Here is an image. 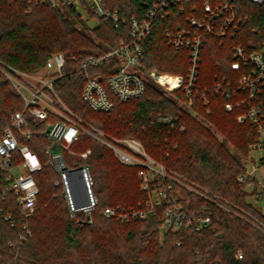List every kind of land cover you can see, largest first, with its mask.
Segmentation results:
<instances>
[{"label":"trees","instance_id":"1","mask_svg":"<svg viewBox=\"0 0 264 264\" xmlns=\"http://www.w3.org/2000/svg\"><path fill=\"white\" fill-rule=\"evenodd\" d=\"M156 1L103 0L111 14L117 12L116 23L97 17L84 0L77 5L65 4L64 10L47 0H0V67L34 75L54 54H63L66 66L62 77L55 81V90L80 119L107 136L139 141L147 154L168 171L187 178L228 208L264 225V209L252 201L257 193L250 192L249 182L238 180L245 175L241 159L258 141V130L251 123L239 124L236 117L240 111L228 112L226 98L215 91V85L224 80L236 85L238 75L231 68L234 47L241 46L252 54L264 44V5L242 0L238 17L246 22L239 33L224 39L207 37L198 77L199 96L192 108L201 122L179 108L177 100L183 98L182 91L167 95L154 83L148 84L143 97L108 112H94L82 99L84 80L75 73L79 62L128 41L132 19L144 17ZM193 4L202 7L201 0H193ZM81 11L91 20L97 19L98 25L88 27ZM169 11V16L156 20L142 44L143 65L148 70L184 76L189 68L188 52L170 48L164 33L186 26L191 9L187 7L181 13L175 4ZM76 24L82 29H77ZM112 65H118V61L96 71L110 74L107 70ZM23 109L22 97L0 70L1 127H9L11 116ZM164 118H171L172 123H164ZM204 122L216 129L223 140ZM30 126L33 130L40 127L31 119ZM23 143L42 164L41 170L34 173L39 188L37 208L28 219L20 215L13 193L5 192L7 174L0 165V264H216L215 260L220 261L217 264H264L262 231L215 203H208L204 209L201 197L180 186L176 190L183 196L179 199L183 209L189 215L211 218L201 233L192 229L162 231L163 208L141 221L105 219L101 212L107 207L130 209L147 200L138 177L142 168L121 164L111 149L86 133L80 134L71 149L76 153L91 150V155L87 160L66 156V161L69 165L86 162L91 166L99 206L91 226L76 225L65 201L53 198L59 187L57 175L47 165L50 141L35 136ZM21 162L22 157L16 153L12 167ZM6 216L12 219L7 221ZM120 228L127 231V240L115 237ZM238 251L243 253L242 259L235 258Z\"/></svg>","mask_w":264,"mask_h":264},{"label":"built area","instance_id":"2","mask_svg":"<svg viewBox=\"0 0 264 264\" xmlns=\"http://www.w3.org/2000/svg\"><path fill=\"white\" fill-rule=\"evenodd\" d=\"M53 7L64 10V5H77L79 0H47ZM90 10L105 21L111 19L118 23L117 12L111 14L103 0H84ZM201 9L193 4V0H157L141 19L133 18L130 27V39L121 41L116 47L101 56H91L81 60L76 74L84 80L82 99L94 112H108L122 103L139 99L147 92L148 84L154 83L165 92L171 94L182 91L183 98L177 100L180 109L191 115L195 114L193 105L199 96L198 77L202 58V50L208 36L224 39L234 37L240 31L241 24L246 21L238 17L239 3L242 0H201ZM256 5H264V0H246ZM177 4L184 13L190 7V15L186 18V26L164 33L166 44L178 51H187L189 68L186 75L160 73L148 70L144 65L142 44L150 35L153 25L159 17L169 16L170 5ZM223 45V43H222ZM234 61L232 70L237 73L236 85L226 80L215 85V91L226 98L225 109L228 112L240 111L236 117L239 124L251 123L258 130V141L252 146L253 151L260 152L261 164L264 165V44L252 53H246L241 46L233 48ZM118 61L107 72L96 71L105 65ZM66 60L61 53L54 54L39 73L27 75L11 68L2 69L12 81L24 101L23 111L14 113L10 118V126L3 129L0 125V165L7 174L5 192L13 193L19 205L20 215L28 219L36 211L39 188L34 173L42 168L38 156L28 145L23 143L35 136L50 141L46 149L47 165L57 175L60 194L65 201L70 216L76 225L90 226L94 213L99 206V198L95 192V182L91 166L86 162L69 165L66 154L87 160L91 150L83 153L72 151V145L78 141L81 133H86L111 149L118 161L128 167H141L139 173L141 191L147 200L135 208L122 206L107 207L101 215L105 219H116L124 223L146 220L163 208L162 231H182L192 229L201 233L208 228L211 218L203 215H189L181 206L179 199L183 196L177 192L180 186L201 197L204 209L208 203L236 214L264 233V225L259 221L246 218L236 210H232L214 197L207 190L195 185L187 178L168 171L162 164L153 160L142 144L135 139H116L107 136L99 129L88 125L80 119L60 98L55 90V81L62 77ZM102 78L104 79L102 81ZM205 103L208 100L203 96ZM161 118V117H160ZM30 119L39 124L32 129ZM163 122L171 124V118ZM22 157V162L12 167L15 154ZM264 167V166H263ZM12 168H20L21 173L15 175ZM257 166L252 172L242 175L238 180L246 183L249 177L254 178ZM264 200L261 194L257 197ZM264 209V204L261 205ZM6 216L5 220H11ZM236 259H242L243 253H235ZM214 263H220L215 260Z\"/></svg>","mask_w":264,"mask_h":264},{"label":"rangeland","instance_id":"3","mask_svg":"<svg viewBox=\"0 0 264 264\" xmlns=\"http://www.w3.org/2000/svg\"><path fill=\"white\" fill-rule=\"evenodd\" d=\"M81 14L83 16V20L85 21V23L87 24L88 27L90 28H94L98 25V21L97 19H92L90 17H88V14L84 11H81ZM76 28L77 29H82V26L80 24H76ZM159 87V86H158ZM15 88V86H14ZM16 89V88H15ZM17 91V90H16ZM164 91V90H163ZM165 92V91H164ZM18 93V91H17ZM19 94V93H18ZM165 94H169L167 92H165ZM68 106V105H67ZM194 118H196L198 121H202V119L195 113L193 114ZM204 125L208 126L211 128L212 132L216 135V137L222 141L223 140V136L218 132L216 131V129H214L210 124L208 123H205L204 122ZM117 139V138H116ZM120 140H123V139H120ZM227 147L234 153V149L231 148L232 146L227 144ZM252 149V147H251ZM113 152V151H112ZM113 154L115 155V153L113 152ZM66 156H71L69 154H66ZM73 157V156H72ZM262 157V154L260 152H256V151H253V150H250L248 156L246 157H243L241 160H242V164L244 165V168H245V174H248V171L249 172H252L253 168L255 167V165L257 166V170L256 172L253 174L254 178L252 177H249V187L248 189L250 190V192H255L257 193L255 195V197L250 198V200L252 199V201H255V205L257 207H261V205L264 204V200H257V197L258 195L260 196L261 194L264 196V165L261 164L260 162V159ZM76 158V157H75ZM115 158H116V155H115ZM118 160V159H117ZM11 172L15 175H19L21 173V169L20 168H12L11 169ZM140 173V172H139ZM138 177H139V174H138ZM140 179V178H139ZM60 189L56 192V194L53 196V198L55 199H63L61 197V194H60ZM69 217L70 219H73L70 214H69ZM76 224V223H75ZM91 226V225H90ZM125 228H120L119 231L116 232L115 234V237H117L118 240H127V237H126V233L127 231L124 230Z\"/></svg>","mask_w":264,"mask_h":264},{"label":"water","instance_id":"4","mask_svg":"<svg viewBox=\"0 0 264 264\" xmlns=\"http://www.w3.org/2000/svg\"><path fill=\"white\" fill-rule=\"evenodd\" d=\"M56 186H58V183L56 182Z\"/></svg>","mask_w":264,"mask_h":264}]
</instances>
